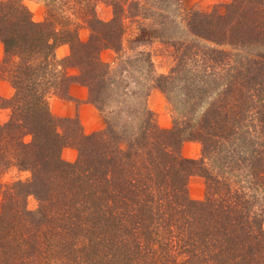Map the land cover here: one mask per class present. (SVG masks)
<instances>
[{
    "label": "trees",
    "instance_id": "obj_1",
    "mask_svg": "<svg viewBox=\"0 0 264 264\" xmlns=\"http://www.w3.org/2000/svg\"><path fill=\"white\" fill-rule=\"evenodd\" d=\"M57 1L62 22L55 23L50 12L32 20L22 0H0V79L14 88L0 96V107L10 109L0 122V264H264V52L222 71L218 49L180 41L168 75L139 58L150 82L129 89L117 81L114 98L107 89L115 70L99 52L119 51L123 20L144 13L133 0H102L112 8L104 20L96 12L101 0H72L65 16L70 0ZM224 7L186 11L190 33L215 44L264 46V0ZM81 24L90 31L85 41ZM61 42L70 53L59 60ZM130 62L122 61L124 72ZM68 66L79 73L68 74ZM190 66L192 89L184 82L175 88L190 105L161 128L146 104L148 86L171 99ZM72 81L87 86L102 111L124 99L103 129L85 134L75 118L50 113L48 92L67 98ZM184 140L200 142V159L182 155ZM65 145L77 149L74 162L62 159ZM12 167L30 175L3 181ZM192 174L205 179L202 199L188 194Z\"/></svg>",
    "mask_w": 264,
    "mask_h": 264
},
{
    "label": "rangeland",
    "instance_id": "obj_2",
    "mask_svg": "<svg viewBox=\"0 0 264 264\" xmlns=\"http://www.w3.org/2000/svg\"><path fill=\"white\" fill-rule=\"evenodd\" d=\"M8 3L9 0H2ZM136 1L144 16L139 14L134 18H125L123 20V34H122V47L119 51L112 48H103L99 52L100 58L110 65V68L115 70V85L108 84L107 91L114 97L116 90V82L120 83V87L128 84L129 89L139 87L136 83L141 81L142 87L149 79H145L143 74L139 72L137 64L139 58H149L152 62V68L157 75H168L173 67L176 66V45L178 42H188L200 46L202 49L214 47L218 49L217 55L222 58V68H229L227 65L234 66L242 60H248L255 57L258 53L264 52V46L257 44H246L243 46H233L228 43H210L193 36L186 25L184 14L190 9L200 11H210L213 8L218 11H224V5L230 0H133ZM59 1L57 0H22V5L27 9L32 20L36 22H43L48 16L49 12L52 13L55 23L61 21L58 18L57 9L53 7ZM72 0L63 5L65 8V16H69V12L73 11L71 7ZM142 6V8H141ZM62 7V6H61ZM7 10V9H5ZM97 15L108 20L112 16V8L102 0L96 4ZM55 15H54V14ZM74 18L71 14L70 16ZM68 20V19H67ZM72 20V21H73ZM59 27V26H57ZM89 29L81 24L78 28V36L81 40L89 38ZM70 53L69 44L66 42L59 43L55 49V57L59 60L65 58ZM4 55L3 46L0 42V61ZM214 55V52H213ZM130 60V67L124 72L125 66H122V61ZM143 62V61H141ZM199 68V66H197ZM201 68V67H200ZM66 71L70 75H77L78 69L73 66H68ZM196 72V66H190L181 74L183 81L174 84L171 99H168L166 94L156 86H148V95L146 97V104L148 108L154 113L155 119L159 127L169 129L173 125V119L180 112L181 107H189L190 104L185 106L182 101L180 91L175 89L182 82L187 84V87L192 89L193 85L191 79ZM116 73L117 76H116ZM150 82V81H149ZM176 90V91H175ZM113 92V94H112ZM118 93V92H117ZM14 94V88L10 82L5 79H0V96L9 98ZM69 97H62L55 93L48 92L47 106L51 114L55 117L62 118H75L83 133L89 134L93 131L103 129L106 125V115L113 113L117 106H121L124 99L120 96L117 97L121 102H111L107 105L104 111L100 110L97 105L90 101L88 87L78 82L72 81L68 86ZM115 98V97H114ZM123 100V101H122ZM202 106H198L197 111H201L205 107L206 102L203 100ZM177 111V113H176ZM10 109L0 107V122L8 119ZM58 132L63 134V127L61 122L58 123ZM29 139V136H26ZM180 151L183 156L200 159L202 157L201 144L198 141L184 140L181 144ZM61 157L67 162H74L78 157V151L74 146L65 145L61 149ZM30 175L29 171L18 170L15 167L9 168L3 175V181H9L15 178L25 179ZM188 194L193 199H202L205 193V179L198 174H192L187 180ZM28 209H35L37 201L29 195L26 200ZM1 206V195H0Z\"/></svg>",
    "mask_w": 264,
    "mask_h": 264
}]
</instances>
